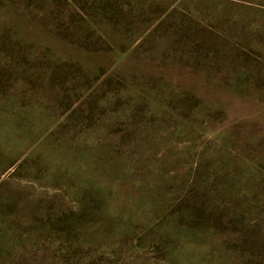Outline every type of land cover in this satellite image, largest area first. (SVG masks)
<instances>
[{"label": "rangeland", "instance_id": "rangeland-1", "mask_svg": "<svg viewBox=\"0 0 264 264\" xmlns=\"http://www.w3.org/2000/svg\"><path fill=\"white\" fill-rule=\"evenodd\" d=\"M0 264H264V0H0Z\"/></svg>", "mask_w": 264, "mask_h": 264}]
</instances>
